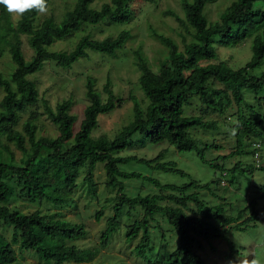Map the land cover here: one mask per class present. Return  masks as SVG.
I'll list each match as a JSON object with an SVG mask.
<instances>
[{
    "label": "trees",
    "instance_id": "1",
    "mask_svg": "<svg viewBox=\"0 0 264 264\" xmlns=\"http://www.w3.org/2000/svg\"><path fill=\"white\" fill-rule=\"evenodd\" d=\"M51 0H47L48 6ZM96 0H76L71 9L66 10L58 20L54 16L45 17L37 22L35 11L19 16L13 23L11 15L0 5V56L8 52L15 68L10 78L0 74V139L13 144L23 154L17 162L6 149L7 158L0 160V230L11 227V240L7 241L0 232V264H12L17 255L14 245L20 252L38 259L44 264L90 263L105 249L118 228L120 219L130 216L132 211H142L140 219H134L127 226L126 241L132 242L140 234L133 249L136 256L145 255L150 246V221L159 215L178 233V247L171 251L164 261L148 260L147 264H205L195 252L201 247V240L212 245L215 239L226 240L228 230L242 231L247 227V220H257L255 203L250 202L235 217L223 216V204L208 206L199 197V190H210L213 184H219L216 178L209 184L199 185L191 180L188 184L177 186L161 184L158 180L136 172H123L120 167L135 162L153 171L173 172L188 177L178 170L173 163H161L164 156L161 151L152 159L135 155L122 156L120 152L136 146L167 143L179 152H197L202 163L220 172L221 177H228L233 183L236 173H247L257 169L264 172V165L243 166L237 160L226 173L223 162L243 155H254L252 143L264 141V72L259 76L253 70L264 64V0H233L220 14L215 23H208L203 10L216 0H182L184 22L191 30V40L180 51L169 37L154 34L165 47L164 59L156 69L139 51L135 52V65L140 72L138 85L148 101L142 108L140 103L131 98L133 103L132 120L112 139L106 136L92 137L98 126V116L108 114L121 106V100L111 90V83L106 81L103 100L95 88V79L88 76L85 80L84 96L88 102L79 130L73 133L75 117L70 114L72 103L65 100L50 108L44 102L45 114L55 126L56 138L37 137L36 112L31 111L29 118L22 125V130L15 128L18 115L38 100L36 85L27 79L39 72L46 62H53L58 67L69 69L87 52L114 56L121 50L130 34L122 30L115 37L102 40L82 36L69 51L48 52L47 47L62 40L71 33L81 30L83 25L127 24L134 16L133 4L153 2V0H110L99 8L92 5ZM173 15V14H171ZM21 35L29 36L28 45L33 56L26 61L21 50ZM249 41L251 56L246 64L232 69L218 62L217 47H237ZM196 97L204 111L225 116L226 111L235 104L238 108L235 123L231 130L235 133V146L213 161L205 160L203 153L209 149L220 150L216 144H204L198 147L196 140L189 135L194 128L218 130L216 121H205L200 115H186L185 107ZM247 97L251 98L250 103ZM244 107V108H243ZM243 109L249 112L245 115ZM225 121V120H224ZM137 138L133 140V137ZM247 139L251 142L249 151L244 150ZM26 146L27 149H26ZM97 164L103 165L108 188L117 190L113 214L107 219L106 227L99 238V245L91 248L78 247L75 242L86 236L83 224L71 223L60 214L46 215L41 211L29 214L18 209H10L7 204L16 196L22 202H46L55 208L74 206L72 196L80 185L94 194L96 184L93 173ZM81 174H83L81 178ZM138 180L159 190L157 193L132 195L123 184L125 180ZM251 210L247 220L240 221L243 213ZM101 212L95 215L99 220ZM161 218V219H163ZM230 254L236 253L234 245L226 242ZM213 252L214 247H213Z\"/></svg>",
    "mask_w": 264,
    "mask_h": 264
},
{
    "label": "rangeland",
    "instance_id": "2",
    "mask_svg": "<svg viewBox=\"0 0 264 264\" xmlns=\"http://www.w3.org/2000/svg\"><path fill=\"white\" fill-rule=\"evenodd\" d=\"M76 0H51L48 6L47 14H39L37 22L48 16H54L60 19L66 10L71 9ZM110 0H96L93 3L94 8H99L103 3ZM182 0H153V2H136L133 4L134 16L127 24H110L105 22L97 25H83L81 30L75 31L47 47L48 52L66 51L69 52L74 48L76 42L84 35H89L93 39L102 40L106 37H115L122 30H127L130 34L124 47L117 51L114 56L102 55L99 53L87 52L86 58H81L75 62L71 68L63 69L58 67L53 62H46L42 69L27 77L32 81L38 90V100L32 107H28L18 116V122L15 128L22 130V125L29 118L30 112H36L37 119V137L56 138L57 130L53 123L45 114L44 102L55 109L56 105L70 100L72 103L70 114L75 117L73 125V133L79 130V125L84 117V109L88 104L85 92V80L88 76L95 79V88L100 93L103 100L106 99V94L103 92V86L106 81L111 83V90L114 95L121 100V106L114 109L108 114L98 116V126L92 132V137L106 136L112 139L125 125H127L133 116V103L131 98H135L142 108L147 106L148 101L144 97L138 85L140 72L135 65V52L139 51L147 59L150 65L155 70L157 64L164 59L166 54L165 47L155 37L156 34L169 37L173 40L180 51L186 43L191 40V30L188 29L184 22L176 19H183V11L181 6ZM233 0H216L209 3L203 10V16L208 23H215L219 19L221 12L228 7ZM173 14V15H171ZM13 23L19 17L11 15ZM29 36L21 35V50L26 61H29L33 56V51L28 45ZM218 62L226 64L232 69H237L246 64L250 59L251 50L250 42L246 41L237 47H217ZM15 66L11 61L8 52H4L0 56V74L9 79ZM264 72V64L253 70L255 76L261 75ZM264 92L259 96H263ZM3 97V92L0 90V101ZM251 102V98L247 97ZM244 108V107H243ZM238 110L235 104L226 111L225 116L204 111L203 106L199 103L196 97L190 100L189 105L185 107L186 115H200L205 121H216L218 130H203L194 128L189 131V135L196 140L199 148L206 144H216L220 150L209 149L203 153L205 160L213 161L218 156L229 153L235 146V133L231 130V125L235 123ZM245 115L248 111L243 109ZM225 120V121H224ZM230 126V127H229ZM137 135L133 137V140ZM254 139H247L244 150L251 149L250 144ZM262 143L261 164L264 165V141ZM10 151L14 159L19 162L23 158V154L18 151L13 144L0 139V160L5 161L7 152ZM26 149L28 146H26ZM161 151H164V156L160 160L161 163H173L176 168L188 177H182L173 172L153 171L150 168L130 162L120 167L121 171L129 173L136 172L143 176H147L158 180L161 184H173L183 186L191 180L197 181L198 184H209L216 178H221L219 184L210 186V190L215 192V196L209 191L199 190V197L208 206L223 204V216L235 217L239 211H242L250 202L255 203L254 210L258 213L257 220H247L251 216V210L243 213L240 221L247 220L248 224L245 230L236 231L228 230L225 237L226 240H212V245L201 240V247H195V252L201 257L205 264H228L229 260H237V258H247L253 253L256 255H264V172L255 169L252 174L236 173L233 183H228V177H221L220 172L212 167L202 163L197 152H179L173 146L167 143H159L156 145H147L143 148L133 146L119 153L122 156L135 155L152 159ZM240 160L243 166L253 164V158L250 155H243L240 158H230L223 162L226 173L232 165ZM83 174H81L82 178ZM94 182L96 184L94 194L89 193L84 185H80L78 190L72 196L74 206L65 207L62 209L55 208L46 202L28 203L20 201L16 196L7 204L10 209H18L22 213L29 214L34 211H41L46 215L60 214V217L70 221L71 223L83 224L86 230V236L75 242L78 247L91 248L98 246L99 238L102 231L106 227L107 219L113 214L112 206L117 190L108 188L105 185L106 176L103 165L97 164L93 173ZM132 195L137 192L140 195L147 193H157L158 188L140 183L136 180H125L123 183ZM101 212L99 220H96L95 215ZM142 211H132L131 215L124 216L120 219V223L116 231L112 234L110 242L105 249H101L99 255L90 263L79 264H147L150 259L158 262L164 261L171 251L178 247V233L159 215L154 216V220L150 221L149 236L150 246L146 250L145 255H134L133 249L138 243L140 234L132 242L126 241L127 226L134 219H140ZM163 218V219H161ZM7 241L11 240L12 229L5 227L0 230ZM226 242H231L236 253L230 254ZM213 247L214 251L213 252ZM17 259L12 264H44L39 262L34 257H29L25 253L17 249L14 245ZM251 258V257H249ZM148 259V260H147ZM64 264H77L73 262H65Z\"/></svg>",
    "mask_w": 264,
    "mask_h": 264
},
{
    "label": "clouds",
    "instance_id": "3",
    "mask_svg": "<svg viewBox=\"0 0 264 264\" xmlns=\"http://www.w3.org/2000/svg\"><path fill=\"white\" fill-rule=\"evenodd\" d=\"M0 5L14 17L23 16L32 11L43 15L49 11L47 0H0ZM249 257L237 258L235 261L229 260L228 264H264V255L253 253Z\"/></svg>",
    "mask_w": 264,
    "mask_h": 264
},
{
    "label": "built area",
    "instance_id": "4",
    "mask_svg": "<svg viewBox=\"0 0 264 264\" xmlns=\"http://www.w3.org/2000/svg\"><path fill=\"white\" fill-rule=\"evenodd\" d=\"M252 149L254 150V155L252 156L253 158V162L255 164L256 167L260 166L261 163V155L259 152L260 149V144L259 143H252Z\"/></svg>",
    "mask_w": 264,
    "mask_h": 264
}]
</instances>
